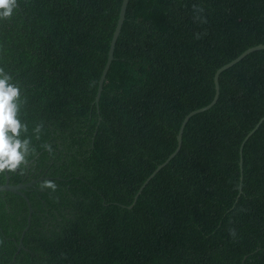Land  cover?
Listing matches in <instances>:
<instances>
[{
  "label": "trees",
  "instance_id": "trees-1",
  "mask_svg": "<svg viewBox=\"0 0 264 264\" xmlns=\"http://www.w3.org/2000/svg\"><path fill=\"white\" fill-rule=\"evenodd\" d=\"M121 2L17 0L0 19L33 149L0 184L37 180L22 240L27 202L0 191V264H264V121L239 166L264 116V49L220 74L217 102L128 207L213 99L216 70L264 44V0H129L97 106Z\"/></svg>",
  "mask_w": 264,
  "mask_h": 264
},
{
  "label": "clouds",
  "instance_id": "clouds-1",
  "mask_svg": "<svg viewBox=\"0 0 264 264\" xmlns=\"http://www.w3.org/2000/svg\"><path fill=\"white\" fill-rule=\"evenodd\" d=\"M18 7L17 0H0V19H11L14 10ZM11 76L0 68V173L16 172L22 165L27 164V156L33 151L30 139H21V132H27V125L18 118L20 108V89L10 83ZM42 125L34 129L39 139ZM11 133V135H9ZM49 152L51 145L45 146ZM42 188L56 190L54 181H45ZM234 235V232L231 233Z\"/></svg>",
  "mask_w": 264,
  "mask_h": 264
},
{
  "label": "water",
  "instance_id": "water-1",
  "mask_svg": "<svg viewBox=\"0 0 264 264\" xmlns=\"http://www.w3.org/2000/svg\"><path fill=\"white\" fill-rule=\"evenodd\" d=\"M128 3H129V0H122V2H121V6H120V10H119V15H118V20H117V24L115 26V29H114V32H113V35H112V38H111V41H110V46H109V50H108V55H107L106 63L104 65V68L102 70L101 76H100L99 81H98V88H97V93H96L95 101H94V103H96L97 106L99 104V99H100V96H101V92H102V89H103V84H104L106 75H107L108 70H109V68L111 66V63H112V61L114 59V49H115V45H116L118 36H119L120 31L122 29L123 22L125 20V14H126V9H127ZM260 49H264V44H257V45L251 46V47L247 48L246 50H244L236 58L232 59L231 61H229L228 63L222 65L221 67H219L216 70L215 75H214L215 94H214L213 99L211 100V102L209 104H207V105H205V106H203L201 108H198L196 110H193V111L189 112L184 117V119L182 120V123H181V125L179 127L178 133H177V146H176L175 150L167 157V159L164 162H162L161 164H159L156 167V169L142 183V185L140 186L139 190L137 191V193L134 196L133 202L128 206L129 208H131V207L134 206V204L136 203V200H137L139 194L142 192L143 188L150 181V179L152 177H154V175L161 168H163L179 152V150L181 149V146H182L183 131H184V128H185L187 122L189 121V119L193 115H195L197 113H200V112H203V111L208 110L209 108H211L217 102V100L219 98V94H220V85H219V76H220V74L224 70L230 68L231 66H233L234 64H236L237 62H239L240 60H242L245 56H247L251 52L256 51V50H260ZM263 121H264V116L256 123V125L253 127V129H251L247 133V135L244 137V139H243V141H242V143L240 145V148H239V154H240L239 166H240L241 171H242V150H243L244 143L256 131V129L261 125V123ZM42 179L43 178H40L39 180H42ZM241 179H242V176H241ZM36 182H37V180H32V181L27 182V183L12 184V183L9 182V176H8V174H6V180H5V182L2 183V184H0V191L6 190V191H11L13 193H16V194L22 196L26 200V202H27V205H28V208H29L28 226L22 232L21 240L23 238V235H24L25 231L29 227L30 220H31V216H32L31 204L29 202L28 197L23 192V190L26 189L28 186H32ZM241 191L242 190L240 188V192ZM21 244L22 243H20L19 249L21 248Z\"/></svg>",
  "mask_w": 264,
  "mask_h": 264
},
{
  "label": "bare ground",
  "instance_id": "bare-ground-1",
  "mask_svg": "<svg viewBox=\"0 0 264 264\" xmlns=\"http://www.w3.org/2000/svg\"><path fill=\"white\" fill-rule=\"evenodd\" d=\"M136 187V186H135Z\"/></svg>",
  "mask_w": 264,
  "mask_h": 264
}]
</instances>
